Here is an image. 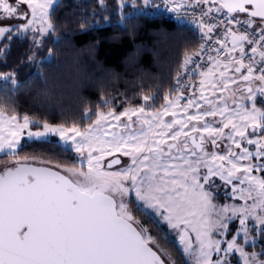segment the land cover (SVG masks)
Wrapping results in <instances>:
<instances>
[{"label":"snow or ice","instance_id":"6c2138e0","mask_svg":"<svg viewBox=\"0 0 264 264\" xmlns=\"http://www.w3.org/2000/svg\"><path fill=\"white\" fill-rule=\"evenodd\" d=\"M54 3L0 0V21H23L0 26V38L49 35ZM163 4L178 19L191 14L202 39L215 41L207 49L215 55L205 56L204 44L186 54L185 68L194 64L201 79L181 84L159 109L98 112L83 130L45 122L37 131L27 115L21 121L0 111V153L15 160L27 130L29 139L58 136L78 158L71 167L33 166L25 158L0 169V264H166L130 204L157 227L163 221L176 231L191 264H232L233 256L238 264H264V246L249 251L264 238V107L256 104L264 97V0ZM196 7L198 17L187 12ZM214 11L223 18L209 23ZM0 79L16 84L10 75ZM217 179L242 203H216Z\"/></svg>","mask_w":264,"mask_h":264},{"label":"trees","instance_id":"16d2710c","mask_svg":"<svg viewBox=\"0 0 264 264\" xmlns=\"http://www.w3.org/2000/svg\"><path fill=\"white\" fill-rule=\"evenodd\" d=\"M123 4L60 0L51 14L55 30L40 43L31 34H10L11 39L7 34L0 44V73L13 75L18 84L0 80V110L85 129L99 111L140 106L145 96L155 94L160 107L165 96L176 93L186 54L198 51L202 41L192 25L148 16L142 0ZM17 153L15 158L69 167L77 159L54 137L24 140ZM11 160L1 155L0 169L12 165ZM134 209L154 237L155 248L166 251L174 264H191L174 230L163 221L157 227Z\"/></svg>","mask_w":264,"mask_h":264},{"label":"rangeland","instance_id":"374dc122","mask_svg":"<svg viewBox=\"0 0 264 264\" xmlns=\"http://www.w3.org/2000/svg\"><path fill=\"white\" fill-rule=\"evenodd\" d=\"M60 0H55V3H54V5H53V7L50 9V14H49V17H50V22L53 24V22H52V18H51V14H52V11H53V9L55 8V6L58 4V2H59ZM136 1L137 0H135V3H136ZM143 1V0H142ZM130 3H132L133 4V0H130ZM151 3V2H150ZM149 3V4H150ZM143 4H144V2H143ZM21 7L22 8H26L27 6L26 5H21ZM147 7L148 6H145L144 5V8L145 9H147ZM139 11H140V9H139ZM138 12V11H137ZM17 23H19V24H23V21H18V20H15V19H4V20H2V21H0V26H6V27H8V26H13V25H15V24H17ZM11 34H13V35H20V36H26V35H28V34H31L33 37H35V41L36 42H38V43H40L41 42V40H42V38L44 37H40V36H36L35 35V33L33 32V33H26V34H17L16 32H13V33H11ZM7 35V34H6ZM6 35L3 37V38H0V44H1V42H2V40L6 37ZM46 36V35H45ZM1 54H0V58H1ZM48 59H51V56H49L48 57ZM182 70V69H181ZM179 74H180V72H179ZM179 74H178V76H179ZM5 75H10L11 77H12V79H14L15 80V78L13 77V75H11V74H2V73H0V77H2V76H5ZM1 81H3V82H8V81H5V80H3V79H0ZM16 81V80H15ZM258 81L257 82H255V83H253V85H252V87L253 88H256L257 87V85H258ZM18 83H17V81H16V84L15 85H17ZM208 95H211L210 93H207ZM176 95H178V93H174V94H170V95H168V96H171V97H175ZM147 97H150V99H149V101L147 102V103H145V102H143V104L142 105H140V106H144V107H147V108H151V107H155V108H157V109H159L160 107H158V105H156L155 104V100H156V95L154 94V95H150V96H147ZM183 103V102H182ZM244 103H247V104H250V102H248V101H245ZM163 104V103H162ZM161 104V105H162ZM229 104H230V106H232L231 105V101H229ZM256 104H257V107H264V97H261L260 95H257V101H256ZM160 105V106H161ZM140 106H128V107H126L125 109H127V108H138V107H140ZM124 109V110H125ZM115 111V112H117V113H120V112H118V111H116L115 109H113V108H109V109H107V110H101V111H99V112H109V111ZM1 111V110H0ZM123 111V110H122ZM4 114H5V116H8V117H10L11 115H8L7 113H5L4 111H2ZM87 116L89 117L90 116V113H88L87 114ZM19 119H21V121H22V117H20V116H17ZM33 123H32V125H31V130L32 131H37V130H42V126H40V125H43V123H41V122H39L38 120H34V119H31V118H29ZM133 119H135V117L133 118ZM165 119H171V117H165ZM209 119H211V118H209ZM50 125H52V126H56V127H60L61 125H53V124H50ZM34 126H40V127H34ZM90 126V125H89ZM88 126V127H89ZM63 127H66V126H63ZM87 127V128H88ZM83 130V129H82ZM114 131L116 130V129H113ZM227 131V130H226ZM26 132H27V130H25V134L23 135V136H21V138H20V146H19V148L17 149V151L20 149V147L22 146V143H23V141L24 140H35V139H29L28 137H27V135H26ZM249 134L251 135V129H249ZM259 136V133L257 132V134H256V136H253V138H257ZM57 138L58 140H59V142L64 146V147H66V148H68L67 147V145H65L64 144V142H62V141H60V139H59V137L58 136H48V137H46V138H44V139H42V140H45V139H49V138ZM237 140H239V137H237L236 138ZM221 145H224V144H230L231 142L230 141H225V140H222L221 142ZM244 147H247L250 151H252V152H255V145H247L246 143L243 145ZM210 147V146H209ZM233 150L234 151H239L238 149H235L234 148V146H233ZM219 151H223V147H221L220 149H219ZM75 153V152H74ZM76 154V153H75ZM1 155H5L4 153H0V156ZM86 155V154H85ZM76 156H77V154H76ZM78 159V158H77ZM107 159H112L111 157H109V158H107ZM15 160H19V161H21V162H23L24 160H25V158H23V159H20V158H15ZM15 160L14 159H12L11 160V164H13V163H15ZM121 160H124V161H128V158L127 157H121ZM27 161L28 162H33V163H37V164H43V163H41V162H46V161H44V160H41V159H37V158H27ZM105 162H107V161H105ZM47 165H50V166H54L55 164H53V163H49V164H47ZM69 167V166H68ZM116 167H119V166H116ZM255 175H257V176H259L260 175V173H254ZM216 183L219 185V189L217 190V189H213V191H214V193H215V196H216V200H215V202L216 203H219V204H224V203H227V204H235V203H242V201H235V200H232V199H229L228 197L231 195L229 192H227L226 191V189H225V186L223 185V183L221 182V181H219L218 179L216 180ZM230 187V186H229ZM129 210L135 215V218H136V220L141 224V225H143V226H145V224L143 223V220L138 216V215H136V212H135V209H134V204H130L129 205ZM146 227V226H145ZM232 227H235V225H232ZM147 228V227H146ZM148 230V229H147ZM174 233H175V235H176V238H177V241H178V243H179V245H180V248H181V250L183 251V247H184V245L180 242V239H179V236L177 235V233H176V231H174ZM262 246H264V238H260V237H257L256 238V240H255V248L254 249H249V251H257V252H259L260 250H261V247ZM157 249V248H156ZM158 250V249H157ZM160 253H161V255L164 257V259L166 260V262L168 263V264H174V261L173 260H171L170 259V255L166 252V251H162V250H158ZM186 256V255H185ZM186 258L188 259V261L191 263V260H190V258L188 257V256H186ZM232 264H238V257L237 256H233L232 258Z\"/></svg>","mask_w":264,"mask_h":264},{"label":"built area","instance_id":"2783aa9c","mask_svg":"<svg viewBox=\"0 0 264 264\" xmlns=\"http://www.w3.org/2000/svg\"><path fill=\"white\" fill-rule=\"evenodd\" d=\"M151 4L152 7L151 9H149L147 11L148 16H150L151 18H162V19H167V20H173V21H178L181 23H186L189 25H192L195 29V31L197 32L200 40L202 41V44L205 45V56L207 55H215V53H209L207 51L209 45L215 46V41H206L204 39H202L201 37V33L197 28L196 23L193 22V16L191 14H185V15H181V17L178 19L177 18V14L176 13H172L169 10H167V8L164 6L163 4V0H151ZM188 13H195V15L198 17L199 13H200V8L196 7V8H189L187 10ZM223 17L221 16L220 13H216L214 11V13L212 14V17L210 20H208L209 23L215 21V22H219L220 19H222ZM216 32H220L222 35V29H217ZM215 35V32L214 34ZM194 63H204V61L201 60V58H197L194 57L193 58ZM198 71L199 69L194 68V64H189L187 65V68H185V66H183L182 70L180 71V74L178 76V79L176 81V88L180 87L181 84H188L189 82L193 83V84H197L201 77L198 75ZM178 81L180 82L178 84ZM197 92L200 91L199 88L196 89ZM184 95L187 97L188 95H190V90L187 88H184L183 90ZM183 102V101H182Z\"/></svg>","mask_w":264,"mask_h":264},{"label":"water","instance_id":"95a60500","mask_svg":"<svg viewBox=\"0 0 264 264\" xmlns=\"http://www.w3.org/2000/svg\"><path fill=\"white\" fill-rule=\"evenodd\" d=\"M29 163H30V164H33V166H48V167H52V166H50V165L37 164V163H33V162H29ZM153 247H154V246H153ZM154 250H157V249L154 247ZM157 251H158V250H157ZM158 254L161 255V253H160L159 251H158ZM161 259L164 260V261H166L162 255H161ZM166 264H168V263L166 262Z\"/></svg>","mask_w":264,"mask_h":264},{"label":"crops","instance_id":"0c3cea01","mask_svg":"<svg viewBox=\"0 0 264 264\" xmlns=\"http://www.w3.org/2000/svg\"><path fill=\"white\" fill-rule=\"evenodd\" d=\"M149 7H151V3L148 5L147 9H145V10H149ZM143 8H144V5H143ZM143 8H138V11H139V9L141 10Z\"/></svg>","mask_w":264,"mask_h":264}]
</instances>
